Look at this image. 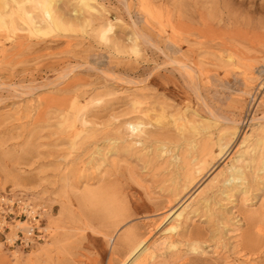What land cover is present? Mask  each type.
Segmentation results:
<instances>
[{
  "label": "rangeland",
  "instance_id": "1",
  "mask_svg": "<svg viewBox=\"0 0 264 264\" xmlns=\"http://www.w3.org/2000/svg\"><path fill=\"white\" fill-rule=\"evenodd\" d=\"M49 1L0 0V191L47 211L0 264H264V0Z\"/></svg>",
  "mask_w": 264,
  "mask_h": 264
},
{
  "label": "built area",
  "instance_id": "2",
  "mask_svg": "<svg viewBox=\"0 0 264 264\" xmlns=\"http://www.w3.org/2000/svg\"><path fill=\"white\" fill-rule=\"evenodd\" d=\"M46 212L41 203L32 201L22 191L10 188L0 191V227H7L8 223L16 227L13 241L28 245L43 240L45 237L43 218Z\"/></svg>",
  "mask_w": 264,
  "mask_h": 264
},
{
  "label": "bare ground",
  "instance_id": "3",
  "mask_svg": "<svg viewBox=\"0 0 264 264\" xmlns=\"http://www.w3.org/2000/svg\"><path fill=\"white\" fill-rule=\"evenodd\" d=\"M36 3H37V5L39 6V8H40V10H41V12L45 15V18L48 20V22L46 21V23L48 24V27H54V28H62L63 27V24L61 23V21L58 19V17H56L55 15H54V13H53V11H52V9H51V4H50V1L49 0H36ZM53 8V7H52ZM29 12H24V14H25V17L29 20L28 22H30L31 24L30 25H32V27L34 28V29H38V27L37 26H35L34 24H33V19H32V17L28 14ZM24 17V18H25ZM1 21V24L4 22L3 20H0ZM39 30V29H38ZM137 124V123H136ZM139 124V123H138ZM133 125V124H132ZM134 127H136L135 125H134ZM243 173H242V171L238 168V170H237V172L235 173V172H233V173H230V175H229V177L225 180V181H228V182H234L236 179L237 180H242L244 177H243ZM189 183V182H188ZM182 215V213L180 212V213H178L177 215H176V217H180ZM48 218V217H47ZM51 218V217H50ZM51 220V219H50ZM49 222V221H48ZM51 223L54 225V226H58L60 223H61V220H60V218H58V217H56L55 216V218H52V220H51ZM177 226H176V224H170L169 225V227H168V230H174L175 228H176ZM254 227V226H253ZM47 228V227H46ZM250 228H252V227H250ZM255 228V227H254ZM250 230H252V229H250ZM259 230V229H258ZM261 230V229H260ZM254 232V231H253ZM256 232V231H255ZM253 234H255V233H252L251 231H248V233H247V235H246V237H244V238H246V241L244 240V242L247 244V243H251L252 242V244H253V242L255 243L256 242V240H257V238H256V235H255V237H254V235ZM257 234V233H256ZM261 236H262V234H261ZM256 238V239H255ZM260 239L259 240H261V238H264V236H262V237H259ZM259 240H257V241H259ZM142 242L143 241H138V242H133V244H131L130 245V247H128L129 248V250H128V256L129 255H131V254H133V253H135L136 251H138V249H139V247L141 246V244H142ZM261 242H264V241H262L261 240ZM257 243V242H256ZM171 244V243H170ZM193 244V243H192ZM173 245V244H172ZM174 245H175V243H174ZM253 245H255V244H253ZM259 245V244H258ZM190 246H191V244H190ZM199 247V246H198ZM197 246H195V245H192L191 246V250H193V251H199V250H197V248H198ZM145 248V247H144ZM142 253V252H141ZM139 254V253H138ZM138 254H136V255H138Z\"/></svg>",
  "mask_w": 264,
  "mask_h": 264
}]
</instances>
